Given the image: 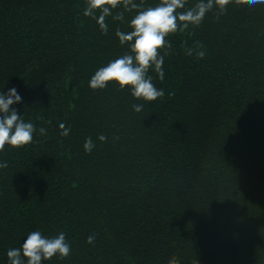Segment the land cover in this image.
Listing matches in <instances>:
<instances>
[{"label": "trees", "instance_id": "16d2710c", "mask_svg": "<svg viewBox=\"0 0 264 264\" xmlns=\"http://www.w3.org/2000/svg\"><path fill=\"white\" fill-rule=\"evenodd\" d=\"M86 5L0 0V92L17 89L13 108L36 129L0 152V264L33 231L63 232L71 248L43 264H264V0L214 4L169 34L164 79L148 73L165 93L152 102L116 83L90 88L130 52L115 33L137 12L107 17L104 34Z\"/></svg>", "mask_w": 264, "mask_h": 264}, {"label": "clouds", "instance_id": "9594fccd", "mask_svg": "<svg viewBox=\"0 0 264 264\" xmlns=\"http://www.w3.org/2000/svg\"><path fill=\"white\" fill-rule=\"evenodd\" d=\"M229 2L230 0H206V2L200 0L194 8L178 12V9L185 8L186 0H161V3L155 7L146 9L142 7L143 0L140 4L135 3L134 0H87L83 15L96 19L104 34L108 32L107 17L112 16L114 20L123 21L125 12L133 10L137 12L130 21L131 31L124 32L118 28L115 33L122 46L128 44L130 52L96 71L89 81L90 88L105 89L109 83H116L121 90L130 88L132 96L138 100L152 102L163 97L164 91L154 86L152 77L148 73L150 69H154L159 79H164V56L160 55V51L171 49V44L165 38L177 30L187 29L189 25L200 24L214 4L224 8ZM248 2L255 4L258 0H248ZM121 5L124 11L113 16V10ZM97 10H99L98 17ZM193 52L194 49L186 48L188 55H192ZM196 55L203 58L205 53L199 51ZM21 100V96L14 87L6 94L0 92V114H2L0 115V152L4 150L5 145L20 148L33 140L35 126L31 122H25L13 108V105L20 103ZM142 108L141 104L133 105L137 113L141 112ZM60 129L64 136L70 132L63 123L60 124ZM39 132L43 135L46 129L40 128ZM98 139L101 142L106 141L104 135H100ZM94 147L92 139L87 138L84 144L85 151L90 152ZM6 167V162L0 163V168ZM94 241V235H90L87 239L89 244ZM70 251L65 233L61 232L56 237L45 238L41 232L33 231L28 234L21 248L9 249L7 257L9 264H43L44 261L52 260L57 254L60 259H64L70 255ZM167 264H179V261L173 256Z\"/></svg>", "mask_w": 264, "mask_h": 264}]
</instances>
